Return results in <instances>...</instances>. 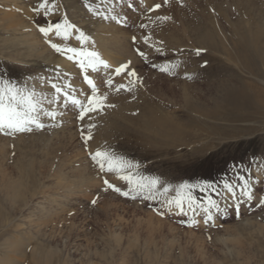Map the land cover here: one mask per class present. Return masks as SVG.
I'll return each instance as SVG.
<instances>
[{"label":"rangeland","instance_id":"1","mask_svg":"<svg viewBox=\"0 0 264 264\" xmlns=\"http://www.w3.org/2000/svg\"><path fill=\"white\" fill-rule=\"evenodd\" d=\"M101 1L54 0L56 10L44 15L43 9L39 14L33 11L41 0H0V80L29 87L30 79L45 86L50 80L65 85L50 72L46 57L28 56L16 39L29 31L39 33L40 27L65 17L76 25L78 35L83 32L90 37L97 28V12L102 10L132 37L135 85L151 86L164 95L165 105L160 109L180 119L183 127L187 119L183 105L207 125L202 130L199 123L192 127L196 137L191 148L179 146L147 155L129 142L134 130L128 134L123 130L139 121L125 107L134 97L128 75L112 74L110 69L97 75L89 69L99 94L107 96L97 111L80 119V109L62 101L55 120L42 119L44 128L0 133V264H264V206H257L264 198V117L254 115L257 119L243 123L234 117L220 118L219 114L228 116L238 110L224 99L226 91L218 86L235 88L240 83L236 75L262 87L264 80L259 77L261 81L255 82L223 59L218 65L208 61V48L220 50L221 44L230 46V39L243 34L248 42L264 48V0H105L111 5L108 8ZM130 3L132 8L127 6ZM157 3L160 9L148 10ZM117 12L120 19L127 18L125 23L110 18ZM15 24H19L16 29H10ZM58 38L50 33L42 43L57 55L62 53L49 41L65 49H86L83 43L77 48ZM163 67L169 71H161ZM109 77L112 87L105 83ZM120 84L127 85V90H117ZM168 84L173 98L166 93ZM182 85H187L193 98L184 100ZM207 112L211 116L205 119ZM204 126L208 131H203ZM100 132L106 135L101 145L96 138ZM95 150L123 156L138 164L140 173L159 177L162 186L154 193L155 199H132L108 188L105 180L122 191L131 186L119 178L124 173L101 171L91 158ZM59 173L65 181L59 180ZM82 173L91 177L85 186H80ZM239 176L247 180L251 201L241 194ZM8 181L22 185L20 197L7 193L3 183ZM226 182L236 189L238 211ZM180 185L190 186L180 190L183 212L175 204L168 205ZM164 187L171 190L164 192ZM189 195L194 201L191 208ZM209 199L218 203L220 211L213 209L212 219L205 223L203 208ZM47 212L52 215L35 222ZM13 244L25 247L16 252Z\"/></svg>","mask_w":264,"mask_h":264},{"label":"bare ground","instance_id":"2","mask_svg":"<svg viewBox=\"0 0 264 264\" xmlns=\"http://www.w3.org/2000/svg\"><path fill=\"white\" fill-rule=\"evenodd\" d=\"M100 3H102V5L104 4L105 6H107V8L111 7V5L109 3H106L105 0L101 1ZM152 5L153 4H151V6ZM151 6H149V8ZM101 11L102 10L97 12L99 13V15L97 14V28L92 36L91 35L90 37L87 36L89 39L86 43L81 40H78L77 39L78 34L76 32H72L71 30L69 33V39L67 40L69 42L71 41L72 43H74L75 47L83 43L82 46L84 45L86 49L97 52L99 54V57L108 64L109 67L107 70L110 69L112 74H116L115 69L124 63L125 64L128 63L129 61L131 63L129 64L128 70L131 71L132 65L134 62L133 55L130 51V48H131L130 40L132 39V37L127 36L128 34L126 35L121 29L118 28V26L115 23H112L110 20L103 18L105 15L102 14ZM18 25L19 24H15L11 26L9 25V26L12 27L10 29L15 30ZM5 28L7 27L5 26ZM205 34L209 35L208 32ZM243 35H241L240 37L236 36V38L235 37L233 38L230 35L231 38H233L232 40L230 39V43H229L230 46L219 43L221 44L220 50H217L216 48H211L212 49L211 50L208 48V55L210 56L208 57L209 59L208 61H210V64L212 62L214 65L216 64L218 65L220 63L219 59H223L227 63H232V65L239 72H242V71L245 72L246 74L252 76V79L255 82L259 83L261 80H264L263 76L261 75V74H264V71L262 70V67H264V48L263 49L258 48L260 46H257L256 43L248 42L247 38H243ZM45 37L46 36L41 32L38 33V31L37 32L29 31L25 35L20 36L19 39H16L18 42L17 46H21L22 48H24L28 56H36L38 58L40 57L41 60L42 58L46 57L45 58L46 61L51 66L50 72L53 75L56 74L58 79L61 78V81H64L65 85L70 84L72 88L75 89V94L77 98L81 100H86L87 96L91 95V93L88 95H86V93L90 92L91 89L85 83L83 79L84 74H82L83 70L79 66L78 57H74L73 60H69L67 56H64V54L57 55L55 53H52L51 50L45 46V43L44 44L42 43L45 41ZM58 39L63 41V39L60 37ZM227 39L226 40L224 39L225 42L227 41ZM173 41H174V38H173ZM79 47L77 46V48ZM213 51H217V53H214ZM18 56H20V54ZM220 70L222 69L220 68ZM105 71L106 69H104L103 67H100V69L97 72H93V73H96L97 75L98 74L101 75L102 72L105 73ZM128 77H129V82H127V85L129 84L128 86L131 88L130 93L133 94L135 98L132 97L133 99L129 100V103L125 107L128 108L129 111L131 112L134 111L135 112L134 114L138 117L140 121V122L139 121L137 122L138 124L135 123L136 126L133 124V126L129 125V127H125L123 129L127 134L130 133V131L134 130L132 131L133 140L128 138L129 142L133 143L132 146H137L141 152H144L147 155H153L157 153L160 154L162 153V151H172L179 146H187L188 148H191V144L193 143V140L196 137L195 131H194L195 126L197 125V123H199V125L201 126V130H202V125L206 124L205 123L206 121H201V118H199L201 116H199L198 114L197 115L199 117L197 115L194 116L195 114L194 111L187 108L186 105H183L187 111L185 112V115L187 116V119L185 120L186 125L183 127L182 122L179 123L180 119H176L173 116L170 117V115L166 113L165 110L162 111L160 109V106L165 105V103L163 102L164 95H159L155 93L151 86L147 87L146 89L142 87H137L135 85V77H132V76H128ZM259 77L261 80L259 79ZM236 78H238L240 83L237 84L235 88L229 85H225V84H221L218 86L222 87L226 91L224 94L225 95L224 99H226L230 104L234 105V107H236L238 111H233L229 113L228 116H226V114H221V115L219 114V117L222 119H225L224 117H227V118L234 117L235 121L242 122V123L252 122L253 120L257 119L259 116L264 117V112H263L264 111V87L258 86L255 83L244 82L241 80V78H239L238 75H236ZM28 82L31 87H35L39 92H44L49 97L53 95V91L51 90L48 84H47L48 86H45L46 84L44 85L41 82L37 81L36 79H33V80L30 79ZM170 86L171 85L168 84L165 90H166V93L169 94L168 96H170V98H173L174 94ZM180 90H181V94L184 97L185 101L189 98H193V95L190 94L187 88V85H182ZM62 101H63V98L61 99V102ZM51 107L55 108L58 113H61L60 106L57 107L56 105H52ZM254 115H256L257 118H254ZM210 116H211V113H209L206 116L207 118L205 117L204 118L208 119V117L210 118ZM119 118L121 117L119 116ZM187 122H189L188 125H187ZM140 129H142L143 131L141 132ZM203 131L204 132L208 131L207 126H204ZM103 133L100 132L96 137L97 140H99L98 142L99 143L101 142L100 145L104 143L103 141H106L105 140L106 135ZM94 134L96 135L97 133L94 132ZM96 143L97 142H95V144ZM101 148L103 147L101 146ZM77 169L79 170V168ZM90 178L91 177H89L88 175L86 176L85 174L82 173V175L79 178L80 186H85L86 184H88L91 180ZM59 180L65 181L64 178L61 177V175L59 176ZM3 184L5 186V190H7V193L9 195H12L13 197L16 196V198L20 197L19 188L22 187V185H20L19 182L16 183V182L8 181L7 183L4 182ZM65 189L68 190V192L72 190V188L69 186H67V188ZM50 215H49V212H47V214H40L38 219L36 218L35 222H39L40 220L47 219V217H49ZM30 216L33 218L34 215L32 214ZM17 246L19 247V245H14V248H16L15 249L16 252L18 251L21 252L23 250V247H25V245H21L17 249ZM5 259L6 258H4V261ZM7 260L8 259H6V261ZM4 261H1V262H4ZM9 264H12V263H9Z\"/></svg>","mask_w":264,"mask_h":264},{"label":"snow or ice","instance_id":"3","mask_svg":"<svg viewBox=\"0 0 264 264\" xmlns=\"http://www.w3.org/2000/svg\"><path fill=\"white\" fill-rule=\"evenodd\" d=\"M167 2V0H165ZM132 8V4L127 5ZM57 5L54 0H41L39 7L33 9L37 14L43 9V14L48 15L50 12H54ZM161 8V4H155L150 11H156ZM99 15V13H97ZM103 18L108 19L109 17L105 15ZM111 19L117 23H125L126 17L122 20L119 18V14H114ZM158 19H168V17H158ZM141 28L145 27L144 24L140 25ZM70 30L72 32H78L76 25L72 24L66 17L62 22L59 23H48L47 27H40L39 31L45 36L53 33L55 36L60 37L64 40L69 38ZM78 40L83 42L88 41V37L80 32L77 36ZM135 37L133 40L135 41ZM147 41V38H145ZM51 47L58 53L68 54L67 58L73 60L74 57H80L79 66L84 72V81L91 89V95L87 96L86 100H81L77 98L75 94V89L72 88L70 84L61 85L55 80H50L49 86L53 90V95L49 97L44 92H37L35 87H29L27 83L24 85H19L9 80H0V133L5 135H12L14 133L31 132L33 128L42 129L45 124L42 122L43 118L49 120H55L57 112L52 105L60 106L61 98H63V103L67 106L69 103L71 105L77 106L80 109V119L90 112L97 111L103 106V102L107 99L106 95H100L98 86L95 81L88 74V70L91 69L92 72H97L100 67L108 69V64L103 61L99 54L95 51L86 50L81 48L77 50L76 48H62L57 43H51ZM139 52V50H137ZM159 51V49H157ZM144 56V53H139ZM129 61L126 64L120 65L115 69L116 74L125 73L128 76H136L134 70H128ZM161 71H169L168 67L161 68ZM106 86L112 87L113 81L109 77L106 81ZM65 88L69 91H65ZM117 90H127V85L120 84L117 86ZM90 138V137H88ZM92 160L97 163L101 171L107 169L108 172L124 173L119 178L126 181L131 187L129 191H122L118 187H114L105 180V184L108 188H112L114 191L121 193L124 196H130L132 199H136L137 196H141L143 199H155L154 193L159 190L162 186V182L159 177L147 176L139 172V165L127 160L125 157L115 154L109 151L97 150L94 154H91ZM136 171L133 172L132 170ZM239 183L242 185L240 188L241 194L247 198L248 201L253 199V195L249 190V185L247 180L243 176H239ZM190 187L188 185H180L177 189V196L174 200H169L168 205L171 206L175 204L176 208L183 212L185 203L184 199L180 196V190ZM225 188L233 199H237L235 207L238 211L239 202L236 197V189L232 187L230 183H225ZM164 192H169L171 189L169 187L163 188ZM95 203V201H93ZM194 201L191 196L188 197L189 208L192 207ZM258 207L264 206V198L259 201ZM215 209L217 212L220 211L219 205L215 200L209 199L207 206H204L203 211L205 213V223L212 219V210ZM171 210V207H169ZM163 215L164 213H159Z\"/></svg>","mask_w":264,"mask_h":264}]
</instances>
